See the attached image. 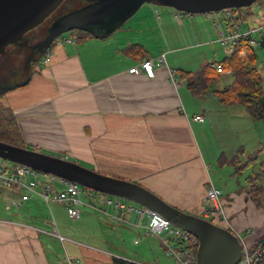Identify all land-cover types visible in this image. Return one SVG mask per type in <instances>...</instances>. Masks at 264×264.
Masks as SVG:
<instances>
[{
  "label": "crops",
  "instance_id": "0c3cea01",
  "mask_svg": "<svg viewBox=\"0 0 264 264\" xmlns=\"http://www.w3.org/2000/svg\"><path fill=\"white\" fill-rule=\"evenodd\" d=\"M197 16L176 21L170 10L139 9L106 37L79 34L76 38L63 37L72 39V44L52 45L49 64L32 67L22 80L25 84L6 92L2 100L17 123L25 147L136 183L178 210L208 220L202 214L205 192L215 186L209 164L197 155L195 131L204 137L205 133L211 134V129L202 126L207 120L204 110L195 112L192 119L185 112L181 91L190 89L180 73H192L182 66L196 58L204 60L206 66L217 50L224 57L226 54L215 42L213 22ZM247 19L242 20L241 31L264 23V0L257 15L249 11ZM260 40H264V34ZM197 48L198 55L181 56ZM253 51V66L261 76L264 46ZM162 55L164 64L154 66L153 78L128 73L145 60L155 63ZM169 71L180 81L177 87ZM198 115H203V123L194 120ZM221 155L227 160L236 157ZM17 196L14 191L0 188V264H114V259L163 264L158 258L149 263L110 250L106 244L109 232L105 235L104 230L98 240L71 237L65 245V239L60 250L59 241L47 230L53 221L59 233L51 206L65 211L64 207L47 206L40 198L32 197L20 207L6 210L7 202ZM221 201L228 222V227L222 228L235 234L241 244L252 246L264 234L263 208L255 207L244 187L231 190ZM34 203L41 208L30 212ZM82 218L94 224L103 219L111 231L119 228L132 233L134 246L144 241L151 249L157 242L162 248L151 237L141 238L135 245L138 231L111 226L106 218L88 209L78 220L69 219L75 222ZM247 226L255 232L246 230L251 235L241 238L240 232Z\"/></svg>",
  "mask_w": 264,
  "mask_h": 264
},
{
  "label": "water",
  "instance_id": "95a60500",
  "mask_svg": "<svg viewBox=\"0 0 264 264\" xmlns=\"http://www.w3.org/2000/svg\"><path fill=\"white\" fill-rule=\"evenodd\" d=\"M81 1L0 0V57L3 56L0 66L6 69L10 67L11 55L17 54L20 57L21 53L17 51L25 49L21 69H14L12 77L17 74L29 75L27 68L33 61L41 58L56 37L73 30L88 33L95 38L106 37L119 29L144 4L202 15L247 8L258 0H86L80 7L72 8ZM33 36L35 37L32 38ZM13 46L17 50L13 52L12 49L10 57L6 56ZM22 80L13 86L2 87L1 84L9 79H0V92L24 85ZM0 159L133 202L155 212L197 240L195 264H236L241 257L242 244L235 234L203 218L178 210L136 183L100 174L61 157L1 141Z\"/></svg>",
  "mask_w": 264,
  "mask_h": 264
},
{
  "label": "built area",
  "instance_id": "2783aa9c",
  "mask_svg": "<svg viewBox=\"0 0 264 264\" xmlns=\"http://www.w3.org/2000/svg\"><path fill=\"white\" fill-rule=\"evenodd\" d=\"M234 11L227 9L199 15L213 22L217 31L215 42L224 49L226 57L233 55L241 38H248V44L253 48L264 46V40H260V36L264 34V23L241 31L242 19L235 17ZM188 16L194 15L173 10V17L176 21ZM63 43L72 44L73 40L58 36L52 42L56 46ZM48 51L40 60V65L49 64L50 53ZM244 57L245 53L242 51L239 58ZM163 64L164 55L157 58L155 63L152 60H145L129 69L128 73L144 74L147 78H153L154 66L159 67ZM208 67L218 75H223L221 66L217 62L209 63ZM169 76L177 87L180 81L174 77L175 73L169 71ZM194 120L203 123V115L195 116ZM0 188L18 194L17 197L7 202L6 210L18 208L32 197L40 198L47 206L55 204L64 207L67 216L72 220H78L81 217V209L86 208L106 218L111 226H126L138 231L139 235L134 240L135 245L141 238L154 237L160 242L165 255L172 260L173 264H195L197 240L186 231L171 225L155 212L133 202L95 192L54 175L44 174L3 159H0ZM202 214L212 224L228 227L221 201V191L213 186L208 187L205 192ZM50 224L52 230L49 234L60 243L65 242V239L57 232L54 222L50 221ZM236 264H264L262 247L242 244L241 257Z\"/></svg>",
  "mask_w": 264,
  "mask_h": 264
},
{
  "label": "rangeland",
  "instance_id": "374dc122",
  "mask_svg": "<svg viewBox=\"0 0 264 264\" xmlns=\"http://www.w3.org/2000/svg\"><path fill=\"white\" fill-rule=\"evenodd\" d=\"M261 1L262 0H258L250 7L235 10L234 16L240 17L243 21H247V14L249 11H252L255 15H257L259 7L261 6ZM85 2L86 0H82L77 6L74 5L72 6V8H78ZM140 9H150L152 12L161 9L173 11L171 8L157 6L154 4H144ZM194 17L198 16L194 15ZM79 34L88 35L85 32L73 30L62 34L61 37L76 38V36H78ZM12 49L13 52L14 50H17L13 46L9 48L7 54L5 55H9L10 57ZM199 51V48H197L194 50V52L182 53L181 56H193L195 54L198 55ZM17 52L21 53L20 57L16 58L14 57V55H11V59H13V62H11L10 60V67L6 69L5 67L0 66V79H9V81H7L6 83L1 84L2 87L13 86L16 82L20 81L26 76V74L23 76H18L17 74L12 77L14 69H21V64H23L26 50L19 49ZM261 54L263 56L261 57V59L263 60V71H261V77L264 93V51H261ZM224 56L225 55L223 54V52L217 50L215 56L212 55L211 61H209V63L219 62L224 58ZM1 59H3V56L0 57V60ZM261 59L259 60L261 61ZM203 66L204 60L201 62L196 58V60L192 62L190 61L185 66H182V69L190 71L193 74H197L203 68ZM226 75L227 74L225 73L223 75H220V81L210 80L204 90H201L202 82L200 80H197V85L195 87H198L199 93L193 94L191 90L188 91L187 89L181 91L182 106L184 107V110L190 119H192V116L195 112H199L201 110L205 111V119L207 120L206 123L202 126L210 127L211 134L210 132L205 133L206 137H201V135H199V133H196L195 131L197 155L199 156V158H204L206 163L209 164V176L212 179L214 186L221 189L223 193L221 198H225L226 194L231 190H240L245 186V180L249 176L259 174L261 172V169H264V120H254L251 117L249 111H247V109L243 106L221 105L218 99L213 94L214 91L219 90L223 86L231 83V76ZM209 123H211L212 125H210ZM221 153H225L226 157L228 158L232 155H236L240 164L246 163L247 160H250V163L245 168L237 171L232 164H218V158ZM82 166L88 167L86 164H82ZM259 184L264 187V175L260 177ZM31 207H33V209L30 212L36 211L37 209L41 208L38 203L32 204ZM23 211L24 210H22V212ZM51 211L56 221L59 234L67 241L65 245H68V240L71 237H93V240H95L99 236V233L101 234V230H104L105 235L107 232H109L108 237L110 238V241L107 240L106 244L108 245V247H110V250L113 249L112 251L129 256L133 259H139V257H141L144 260H147L149 263L156 262V259L158 258V260L163 264H172V261L170 259L164 258L166 256L164 249L160 248L157 242V238H150L153 240L155 239L157 242L154 246L155 249H151L148 245H146V243H144V241L141 245L134 246V235L132 233L119 228L111 231L107 227L108 224L103 221V219L100 220L101 222L97 220L99 221V223L97 222V224H94L87 218H82L81 220L74 222L70 220L65 211L59 207L51 206ZM243 211L246 212V210ZM46 217L47 219H50L48 218V215H46ZM48 227L49 228L47 231L50 232L52 228L50 226ZM99 227L100 229L98 230ZM246 230H248L249 232H251L250 230L255 232V229L252 226L244 227L243 231L240 232L241 238L245 236L247 237V235H251L245 233ZM106 244L105 246L107 247ZM61 246L62 245H60L59 242L60 250Z\"/></svg>",
  "mask_w": 264,
  "mask_h": 264
},
{
  "label": "trees",
  "instance_id": "16d2710c",
  "mask_svg": "<svg viewBox=\"0 0 264 264\" xmlns=\"http://www.w3.org/2000/svg\"><path fill=\"white\" fill-rule=\"evenodd\" d=\"M248 41V38L239 39L233 55L224 57L221 61L217 62V64L221 66L223 74H229L232 81L230 84L214 91L213 94L217 97L221 105L243 106L247 109V111H249L254 120H264V93L262 88V77L260 76L258 70L253 66L254 48L248 44ZM52 45L53 44L51 43L48 50L51 49ZM138 51L139 53H142L141 49ZM242 51L245 53V57L239 58V54ZM14 57L18 58L19 56L14 54ZM39 62L40 59L33 61L27 68V71L30 72L32 67ZM180 74L186 80L187 86L193 94L199 93L198 87H195L197 85V80L202 82L201 90H204L210 80L220 81L221 79L220 75H218L213 69H210L208 65L204 66L197 74L187 72H181ZM18 87L21 86H14L4 92H0V141L13 146L25 148L15 119L13 118L10 110L6 109L2 104L4 94ZM218 162L221 165L232 164L235 169L239 171L249 165L250 160H247L244 164H240L237 157L227 160L223 155H220ZM263 170L264 169H261L259 174L249 176L245 180L244 190L248 199L255 205V207L264 209V187L259 184L260 177L264 175ZM258 245H260L264 251V234L252 244V247ZM113 263L132 264L120 259H114Z\"/></svg>",
  "mask_w": 264,
  "mask_h": 264
},
{
  "label": "flooded vegetation",
  "instance_id": "af4514ba",
  "mask_svg": "<svg viewBox=\"0 0 264 264\" xmlns=\"http://www.w3.org/2000/svg\"><path fill=\"white\" fill-rule=\"evenodd\" d=\"M35 36H33L32 38H34Z\"/></svg>",
  "mask_w": 264,
  "mask_h": 264
},
{
  "label": "bare ground",
  "instance_id": "6f19581e",
  "mask_svg": "<svg viewBox=\"0 0 264 264\" xmlns=\"http://www.w3.org/2000/svg\"><path fill=\"white\" fill-rule=\"evenodd\" d=\"M45 54V53H44ZM208 221V220H207ZM210 222V221H209Z\"/></svg>",
  "mask_w": 264,
  "mask_h": 264
}]
</instances>
